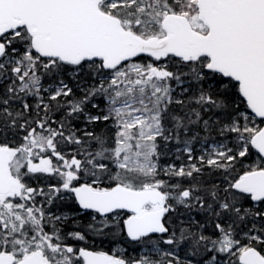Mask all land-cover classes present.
I'll use <instances>...</instances> for the list:
<instances>
[{
    "label": "snow or ice",
    "instance_id": "6c2138e0",
    "mask_svg": "<svg viewBox=\"0 0 264 264\" xmlns=\"http://www.w3.org/2000/svg\"><path fill=\"white\" fill-rule=\"evenodd\" d=\"M0 264H264V0H0Z\"/></svg>",
    "mask_w": 264,
    "mask_h": 264
},
{
    "label": "trees",
    "instance_id": "16d2710c",
    "mask_svg": "<svg viewBox=\"0 0 264 264\" xmlns=\"http://www.w3.org/2000/svg\"><path fill=\"white\" fill-rule=\"evenodd\" d=\"M197 147H198V146H197ZM172 159H174V157H172L171 159H169V158L162 159L161 163H162V164H167V163L171 162ZM176 163L179 164L180 161H176ZM73 208H74L73 205H69V206H67V210L70 211V212L72 211ZM84 219H85V222H87V221H86V218H84ZM70 227H71V225L68 226V228H70ZM68 228H66V230H68ZM107 244H108V246L105 247L104 244H102L101 246H98V243H97L94 247L97 248V249L105 250V251H109V250L113 251V250L117 247V245H116L115 243H107ZM129 251H130L133 255H135V254H137L140 250H139L138 248H132V247H129Z\"/></svg>",
    "mask_w": 264,
    "mask_h": 264
},
{
    "label": "flooded vegetation",
    "instance_id": "af4514ba",
    "mask_svg": "<svg viewBox=\"0 0 264 264\" xmlns=\"http://www.w3.org/2000/svg\"><path fill=\"white\" fill-rule=\"evenodd\" d=\"M86 221H87V220H86ZM97 243H98V242H97ZM97 243H96V244H97ZM96 244H94V245H92V246L94 247ZM101 245H102V244H99V243H98V246H101ZM104 246H105V247L108 246L107 242L104 243ZM98 250H102V249H98ZM104 251H105V250H104ZM112 252H113V253L117 252V247H116Z\"/></svg>",
    "mask_w": 264,
    "mask_h": 264
}]
</instances>
